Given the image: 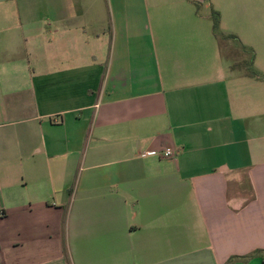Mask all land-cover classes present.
<instances>
[{
	"label": "crops",
	"instance_id": "crops-1",
	"mask_svg": "<svg viewBox=\"0 0 264 264\" xmlns=\"http://www.w3.org/2000/svg\"><path fill=\"white\" fill-rule=\"evenodd\" d=\"M203 2L152 48L142 0H0V264H264V0L257 77L198 52Z\"/></svg>",
	"mask_w": 264,
	"mask_h": 264
},
{
	"label": "rangeland",
	"instance_id": "rangeland-1",
	"mask_svg": "<svg viewBox=\"0 0 264 264\" xmlns=\"http://www.w3.org/2000/svg\"><path fill=\"white\" fill-rule=\"evenodd\" d=\"M146 4V9L149 13V43L153 48L156 44L153 40H156L158 24L150 21L157 20L158 15H164L168 20L174 17L175 8H179L176 4L185 2V0H142ZM201 3V2H200ZM236 0H205L199 9L195 6L191 7V10L195 12L200 11L201 16L199 21L195 25V32L197 36L198 52L204 51V54H225L227 55V61L231 63L233 68L243 71L245 75H250L253 71L251 60L253 50L258 46L261 50L263 44L260 42V38H255L252 33V27L246 22H236L234 16H230V8H234ZM174 8V10H173ZM183 11V10H181ZM212 11H216L223 16L221 19L220 33L223 38H217L213 32V21L210 16ZM222 12V13H221ZM254 30V29H253ZM244 37V40L241 37ZM235 38V39H234ZM243 40V41H242ZM241 41L243 43H241ZM244 46V48L241 46ZM254 45V47L252 46Z\"/></svg>",
	"mask_w": 264,
	"mask_h": 264
},
{
	"label": "trees",
	"instance_id": "trees-1",
	"mask_svg": "<svg viewBox=\"0 0 264 264\" xmlns=\"http://www.w3.org/2000/svg\"><path fill=\"white\" fill-rule=\"evenodd\" d=\"M197 3V2H195ZM211 19L213 21V31L217 38H223V35L220 33V25H221V19L220 14L216 11H212ZM235 39V38H234ZM253 61V59H252ZM250 76L257 77L256 72L252 71Z\"/></svg>",
	"mask_w": 264,
	"mask_h": 264
},
{
	"label": "built area",
	"instance_id": "built-area-1",
	"mask_svg": "<svg viewBox=\"0 0 264 264\" xmlns=\"http://www.w3.org/2000/svg\"><path fill=\"white\" fill-rule=\"evenodd\" d=\"M162 156L164 158H172L174 156V152L171 148H168L162 153Z\"/></svg>",
	"mask_w": 264,
	"mask_h": 264
}]
</instances>
